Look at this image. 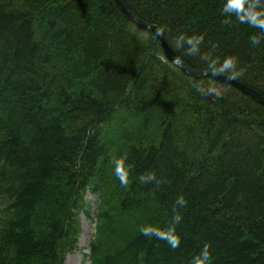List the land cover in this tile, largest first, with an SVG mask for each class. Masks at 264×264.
<instances>
[{"label":"trees","instance_id":"1","mask_svg":"<svg viewBox=\"0 0 264 264\" xmlns=\"http://www.w3.org/2000/svg\"><path fill=\"white\" fill-rule=\"evenodd\" d=\"M125 1L189 67L264 96V30L227 0ZM87 187L92 264H193L205 246L264 264V105L181 72L113 0H0V264H63Z\"/></svg>","mask_w":264,"mask_h":264},{"label":"clouds","instance_id":"2","mask_svg":"<svg viewBox=\"0 0 264 264\" xmlns=\"http://www.w3.org/2000/svg\"><path fill=\"white\" fill-rule=\"evenodd\" d=\"M244 3H245V0H227L224 11L225 12L236 11L238 14V19L241 22H247L249 24L255 25L261 30H264V11H259V12L254 11V9L256 8V3H249L248 4L249 10L244 11L243 14H240L241 10L243 9ZM188 43L192 45L194 42L190 39L188 40ZM253 43H259V40H254ZM191 51H195L194 46L191 49ZM232 64H233V61L230 59L225 61L226 67H231ZM115 174L117 178L120 180L122 185H127V176L121 166L117 165L115 169ZM142 179H144V177H142ZM147 179L152 180L154 179V176L149 175ZM185 203L186 201L184 200L182 196L179 197L176 201V204L179 206H183ZM179 220H180V217L176 216L175 222L179 223ZM140 231H141V234L146 237L156 236L159 239L166 240L172 248H176L179 246V239L178 237L175 236L174 231L170 234H162L159 231H156L149 227L141 228ZM193 264H212L211 254L209 253L207 246H205L201 250L200 254L196 258H194Z\"/></svg>","mask_w":264,"mask_h":264},{"label":"water","instance_id":"3","mask_svg":"<svg viewBox=\"0 0 264 264\" xmlns=\"http://www.w3.org/2000/svg\"><path fill=\"white\" fill-rule=\"evenodd\" d=\"M115 3L118 5V7L121 9V11L126 15L130 21L134 22L137 26L141 28H145L150 30L157 40L159 41L162 50L164 52V55L166 58L172 62L174 65L178 66L182 72L189 74L194 77H199V76H210L213 77L219 81H222L224 83H227L231 86H233L235 89L239 90L243 94L251 97L254 99L256 102L264 105V96L258 93L256 90L253 88L236 81L224 74L204 70V69H194L189 67L186 63H184L180 57L173 51V49L169 46V44L165 41L164 37L162 36V33L160 32L159 28L155 25H152L148 22H145L141 20L139 17H137L134 12L129 8L125 0H115Z\"/></svg>","mask_w":264,"mask_h":264},{"label":"rangeland","instance_id":"4","mask_svg":"<svg viewBox=\"0 0 264 264\" xmlns=\"http://www.w3.org/2000/svg\"><path fill=\"white\" fill-rule=\"evenodd\" d=\"M86 202L90 205L92 211L95 208L96 196L87 192L85 194ZM93 228L92 219L86 218L84 215L81 216V235L83 242L78 244L77 249L70 254L66 255L65 264H83V255L87 252L86 247L89 242L90 234ZM90 232V233H89ZM81 238V237H80Z\"/></svg>","mask_w":264,"mask_h":264},{"label":"bare ground","instance_id":"5","mask_svg":"<svg viewBox=\"0 0 264 264\" xmlns=\"http://www.w3.org/2000/svg\"><path fill=\"white\" fill-rule=\"evenodd\" d=\"M115 2V0H113ZM166 41V40H165ZM83 241H80V243H82Z\"/></svg>","mask_w":264,"mask_h":264}]
</instances>
